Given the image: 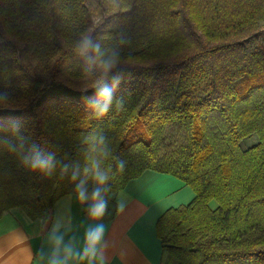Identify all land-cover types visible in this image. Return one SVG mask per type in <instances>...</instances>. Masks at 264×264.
Returning a JSON list of instances; mask_svg holds the SVG:
<instances>
[{
	"label": "trees",
	"instance_id": "16d2710c",
	"mask_svg": "<svg viewBox=\"0 0 264 264\" xmlns=\"http://www.w3.org/2000/svg\"><path fill=\"white\" fill-rule=\"evenodd\" d=\"M112 2L102 19L116 28L89 32L90 0H0V217L19 207L48 220L100 133L126 161L123 173L105 161L108 197L147 170L194 191L156 222L166 264H264V0ZM82 33L122 56L108 82L125 71L124 105L100 119L87 107L99 73L73 51ZM33 142L54 154L51 176L20 165Z\"/></svg>",
	"mask_w": 264,
	"mask_h": 264
},
{
	"label": "crops",
	"instance_id": "0c3cea01",
	"mask_svg": "<svg viewBox=\"0 0 264 264\" xmlns=\"http://www.w3.org/2000/svg\"><path fill=\"white\" fill-rule=\"evenodd\" d=\"M194 195L175 176L147 170L108 197L113 202L102 220L108 264H166L156 222L167 209L187 204ZM121 199L126 202L123 212L117 208ZM85 209L75 195L62 197L46 221L30 218L19 207L11 208L0 217V264H49V235L57 224L64 242L71 239L79 247L88 223Z\"/></svg>",
	"mask_w": 264,
	"mask_h": 264
},
{
	"label": "clouds",
	"instance_id": "9594fccd",
	"mask_svg": "<svg viewBox=\"0 0 264 264\" xmlns=\"http://www.w3.org/2000/svg\"><path fill=\"white\" fill-rule=\"evenodd\" d=\"M129 38L124 33L120 34L119 44L127 45ZM75 55L79 57L85 65V71L91 75L92 71L99 73L95 79L93 87L95 93L88 97L87 107L96 119L106 116L115 102L116 108H122L125 102L124 95L115 96V89L120 81L124 79L125 71L122 70L111 76V83L108 82L109 74L120 67L122 56L119 47L112 49H102L101 44L93 39L90 33H82L80 39L76 41L73 49ZM10 101L7 92L0 91V106H6ZM13 131L17 134L19 147L8 141L11 151L20 152L24 149V137L19 135V126L13 125ZM88 151L85 152L82 164L73 171L71 179L79 182L75 185V199L80 205H87L86 219L88 223L84 227L82 243L75 246L70 239L64 242V234H57L59 225L54 226L49 235L52 245L49 264H108L107 240L105 238L106 226L102 222L108 210V194L111 191L110 181L113 177L112 166H106L105 161L110 157L115 163V168L121 173L125 170L126 161L112 156L107 139L100 133H92L85 138ZM27 154L20 159V165L29 172L40 173L51 176L55 168L54 154L45 152L33 142L27 146ZM62 171H67L65 165ZM93 187L89 192L87 185ZM126 202L121 199L117 208L124 211Z\"/></svg>",
	"mask_w": 264,
	"mask_h": 264
},
{
	"label": "rangeland",
	"instance_id": "374dc122",
	"mask_svg": "<svg viewBox=\"0 0 264 264\" xmlns=\"http://www.w3.org/2000/svg\"><path fill=\"white\" fill-rule=\"evenodd\" d=\"M102 1L104 3L105 7L101 3ZM94 2H95L94 0H90L91 6L89 5V9L91 11V25H90V31L89 32H93V31L99 32L100 30H107L108 28H111V27L113 29H115L117 25H116V21L112 19L113 16L111 18H107L106 19L107 21H103L104 19H102V17L104 16L102 14V9L103 10H104V8L108 9L109 5H111L113 3L112 0H101V1H97L95 3ZM114 5H115V3H114ZM247 145H249V142L245 141L244 146H247ZM109 202H110L109 204H112L113 199H110ZM189 202H187V203H189ZM184 204H186V203H184ZM85 206L86 205H83L84 209H85ZM108 207H109V205H108Z\"/></svg>",
	"mask_w": 264,
	"mask_h": 264
}]
</instances>
